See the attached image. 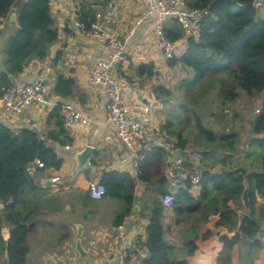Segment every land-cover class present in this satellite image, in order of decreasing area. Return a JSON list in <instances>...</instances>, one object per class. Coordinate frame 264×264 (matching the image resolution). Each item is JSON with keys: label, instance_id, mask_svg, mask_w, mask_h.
Here are the masks:
<instances>
[{"label": "crops", "instance_id": "obj_1", "mask_svg": "<svg viewBox=\"0 0 264 264\" xmlns=\"http://www.w3.org/2000/svg\"><path fill=\"white\" fill-rule=\"evenodd\" d=\"M76 7L93 11L94 19L101 13L102 25L126 42L132 64L125 73L134 91L125 89L124 95L130 102L142 100L164 106L162 99H158L153 90L161 83L162 74L169 73L176 67H170L158 47L152 19L142 20L145 9L142 0H51L52 15L59 30L58 40L51 45L45 59H32L25 71L14 79L17 85L43 80L47 85L46 102L35 104L21 114H4L0 100V119L16 131L31 126L45 136L49 129L46 121L51 109L59 102H73L89 114L91 122L68 128L74 139L70 145L48 141L63 161L59 168L39 167L32 173L37 186L47 193V198L41 201L40 213L36 217L38 227L28 239L30 252L26 264H118V247L114 244L112 234L117 227L114 224L116 214L125 207V203L123 199L107 194L102 199H93L89 195L91 181L101 180L105 172L112 170L125 173L127 181L135 183L133 210L123 223H126L129 230L137 231L144 241L147 238L149 214L154 201L150 195L153 186L138 179L133 166L134 155L108 120L105 91L100 85L90 82L89 70L97 60L106 55V49L97 38L87 35L76 25L72 14ZM18 9L19 7H15L10 17L5 18L4 27L0 31V72L5 68L3 50L6 41L18 27ZM13 13H16V20H12ZM171 23L172 21L168 22L167 26ZM150 64L154 66L152 75L148 70ZM156 70H160V73ZM60 74L75 79L73 97L64 99L54 92L56 79ZM263 104L264 93L252 97L241 91L237 98L228 101V133L237 134L235 149H196L194 142L185 135L188 139V154L205 168V172L212 174L239 168L245 169L248 177L254 173H263L264 131L257 133L254 130L255 120L260 115ZM258 108L261 109L260 112H256ZM88 145L95 147L91 161L86 167L78 168L76 153ZM205 151L215 153L216 160H200L199 154ZM55 177L58 179L52 181ZM207 180L208 177H205V181ZM161 199L162 196L160 201ZM243 206V212L248 213L249 207L244 202ZM3 208L4 205L0 202V214ZM254 210L261 218L260 246L245 245L241 234L237 241L236 264H264V194L258 191ZM219 220L220 212H216L207 221L200 223V237L197 239L199 250L196 255L187 258L189 264H217V256L223 248L221 237L232 236L237 232L230 231L226 226H218ZM78 223L84 226L82 245L87 252L84 257L76 248ZM191 223L178 225L174 208H165L164 225L167 237L173 244L181 245L185 242V234L190 230ZM206 232L211 234L204 238L203 234ZM63 234L68 236L60 241ZM2 235L6 241L9 240L11 229L8 225L2 229ZM148 254L145 249L138 256V264ZM0 264H8L6 254L2 251Z\"/></svg>", "mask_w": 264, "mask_h": 264}, {"label": "trees", "instance_id": "obj_2", "mask_svg": "<svg viewBox=\"0 0 264 264\" xmlns=\"http://www.w3.org/2000/svg\"><path fill=\"white\" fill-rule=\"evenodd\" d=\"M254 0H188L194 8H210L212 16L203 23L199 39L186 37L179 23L172 21L166 32L172 41L186 37L187 49L184 54L168 60L170 67L180 64L190 75L178 86L181 107L190 98L222 95V103L234 100L241 91L249 96L264 93V13L253 5ZM15 7L18 9V27L6 41L3 53L5 69L0 72V96L5 88L14 85L15 80L26 69L32 59H45L49 49L59 37V30L52 15L51 0H0V18L10 17ZM81 21L89 29L95 20L93 11L81 9ZM149 74L154 66L148 65ZM76 81L63 74L57 76L54 92L64 99L74 96ZM158 99H170L173 90L158 84L154 87ZM212 93V94H211ZM177 113V109L175 114ZM63 102L55 105L48 117L49 127L45 136L31 126L15 130L0 119V202L4 205L0 214V252L6 254L8 264H26L30 246L29 236L37 229V216L41 201L47 193L39 188L30 168L40 160L44 167L62 165V159L48 141L61 145L73 143V137L64 124ZM201 129L208 132L210 140L228 151L235 149L236 133H222L216 136L200 123ZM166 126L174 132L182 147H186L187 137L182 131L174 129L175 121L168 119ZM254 130L264 131V104L255 120ZM247 172L243 168L235 171L223 170L220 173H204L203 191L199 197L188 190H180L175 198L174 211L177 224H190L185 234V242L173 244L167 237L164 225L165 207L162 200L152 201L147 226L146 249L149 254L141 264H189L187 258L198 253L197 239L200 237V223L209 219L212 213L220 212L218 226H226L230 231L237 230L243 236V243L259 247L261 218L256 215L254 202L256 191L264 194V172L254 173L247 178L250 184V206L244 213L242 195L245 189ZM205 177L208 180L205 181ZM138 179L152 185L153 191L163 196L170 191L166 176V153L158 147L151 151L141 162ZM102 182L106 185L107 195L123 199L125 207L115 217L114 224L120 225L132 212L135 183L127 181L123 172H105ZM222 200V204H220ZM11 229L6 241L2 235L5 226ZM206 232L203 237H209ZM63 234L60 241L67 238ZM223 248L217 256V264H236L235 253L238 242L230 235L221 237Z\"/></svg>", "mask_w": 264, "mask_h": 264}, {"label": "built area", "instance_id": "obj_3", "mask_svg": "<svg viewBox=\"0 0 264 264\" xmlns=\"http://www.w3.org/2000/svg\"><path fill=\"white\" fill-rule=\"evenodd\" d=\"M145 9L142 20L152 19L157 44L166 60L185 53L186 37L200 38L203 23L212 16L211 9L194 8L188 0H142ZM253 5L264 11V0H254ZM76 25L87 35L97 38L105 47L106 55L95 62L89 70L90 82L100 85L107 97L108 120L115 127L121 141L134 155L133 166L136 175L140 173L141 162L155 148H162L166 153V176L170 191L162 196L166 209L173 208L176 195L180 190H188L199 197L203 191L205 168L196 163L182 147L178 136L166 126L164 120L153 115V103L146 101L130 102L124 90L134 91L127 80L125 70L132 64V56L126 42L119 35L112 33L100 21L98 13L89 29L81 21V8L72 12ZM5 18H0V31L4 27ZM176 21L185 30L186 37L172 41L167 32V24ZM47 85L39 80H32L23 85H11L4 89L0 96L4 114H21L27 108L46 102ZM257 109L256 112H260ZM64 124L66 128L77 124H89L88 113L73 102H63ZM40 160L30 168L44 167ZM58 178H52L56 181ZM107 194L106 185L100 179L91 181L89 195L93 199H102ZM114 244L118 247V264H138V256L146 249L145 241L134 229L129 230L126 223L117 225L112 234Z\"/></svg>", "mask_w": 264, "mask_h": 264}, {"label": "rangeland", "instance_id": "obj_4", "mask_svg": "<svg viewBox=\"0 0 264 264\" xmlns=\"http://www.w3.org/2000/svg\"><path fill=\"white\" fill-rule=\"evenodd\" d=\"M189 75L190 72L179 65L173 68L171 72L162 74V81L159 84L172 89L174 95L170 99H164L165 101L162 99L164 106H162V103V105L155 103L153 105V115L164 121L173 119L175 121L174 129L177 128V131H182L189 137L194 142L195 145H193L196 149L204 148V150L211 149L212 151L222 149L216 143V139L210 140L208 132L201 129L199 120L207 130H210L216 136L228 133V102L222 103V95L213 94L207 98L202 97L201 101H199V98L192 97L189 101L187 100L184 108L181 107L178 86ZM176 109L177 113L175 114ZM216 157L217 155L213 152L205 151L199 154L200 160L205 162L216 160ZM150 195L154 200H160L157 192L153 191Z\"/></svg>", "mask_w": 264, "mask_h": 264}, {"label": "water", "instance_id": "obj_5", "mask_svg": "<svg viewBox=\"0 0 264 264\" xmlns=\"http://www.w3.org/2000/svg\"><path fill=\"white\" fill-rule=\"evenodd\" d=\"M12 20H16V13L12 14ZM1 44V41H0ZM5 65V64H4ZM5 69V68H4ZM157 73H160V70H156ZM11 79H15L14 75H10ZM33 128V127H32ZM95 151V147L92 145H88L86 146L82 151H79L76 153V159H77V167L78 168H83L86 167L90 161H91V157L93 155ZM248 175H246V180H245V189L242 195L243 198V202L245 204L246 207L250 206V184L247 180ZM76 228H77V233H76V237H77V241H76V248L78 250V252L81 254V256H86L87 252L84 249L83 245H82V237H83V233H84V226L81 223L76 224ZM241 233L239 231L235 232L232 235V239L237 242L238 239L240 238ZM258 238H260V235H258Z\"/></svg>", "mask_w": 264, "mask_h": 264}]
</instances>
